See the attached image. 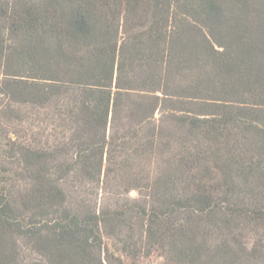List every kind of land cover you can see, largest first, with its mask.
<instances>
[{"label":"trees","instance_id":"16d2710c","mask_svg":"<svg viewBox=\"0 0 264 264\" xmlns=\"http://www.w3.org/2000/svg\"><path fill=\"white\" fill-rule=\"evenodd\" d=\"M0 264H264V0H0Z\"/></svg>","mask_w":264,"mask_h":264},{"label":"rangeland","instance_id":"374dc122","mask_svg":"<svg viewBox=\"0 0 264 264\" xmlns=\"http://www.w3.org/2000/svg\"><path fill=\"white\" fill-rule=\"evenodd\" d=\"M131 195H134V193L131 194ZM22 243H23V242H21V245H22ZM29 244H30V243H28V245H27V244L25 245V250H29V248H30ZM36 258H38V257L35 256V254H33V253H29V254H28V261H34Z\"/></svg>","mask_w":264,"mask_h":264}]
</instances>
